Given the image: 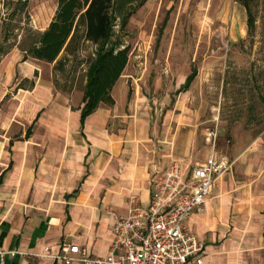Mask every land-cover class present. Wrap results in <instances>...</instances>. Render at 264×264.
<instances>
[{
  "label": "crops",
  "instance_id": "obj_1",
  "mask_svg": "<svg viewBox=\"0 0 264 264\" xmlns=\"http://www.w3.org/2000/svg\"><path fill=\"white\" fill-rule=\"evenodd\" d=\"M13 54L0 58V264H56L40 255L62 241L103 257L112 213L147 206L157 173L171 160L188 172L209 148L198 159L190 138H168L169 124L122 110L114 91L122 74L112 102L82 116L84 93L54 86L56 61ZM251 147L187 219L204 244L202 264H264V140Z\"/></svg>",
  "mask_w": 264,
  "mask_h": 264
},
{
  "label": "rangeland",
  "instance_id": "obj_2",
  "mask_svg": "<svg viewBox=\"0 0 264 264\" xmlns=\"http://www.w3.org/2000/svg\"><path fill=\"white\" fill-rule=\"evenodd\" d=\"M56 7L57 0H0V58L32 57ZM113 16L106 48L128 49L114 90L122 110L169 124L168 138H190L198 159L213 146L231 162L226 172L237 153L264 140V0H115ZM98 49L79 42L63 52L54 86L84 93Z\"/></svg>",
  "mask_w": 264,
  "mask_h": 264
},
{
  "label": "built area",
  "instance_id": "obj_3",
  "mask_svg": "<svg viewBox=\"0 0 264 264\" xmlns=\"http://www.w3.org/2000/svg\"><path fill=\"white\" fill-rule=\"evenodd\" d=\"M207 136L209 141L215 134L210 131ZM230 166L213 146L188 172L171 160L154 176L147 206L131 200L126 214L112 213L113 239L105 256L90 257L84 247L67 241L60 243L56 253L44 247L40 256L56 264H202L204 244L188 230L187 219L202 207L215 180ZM3 255L0 249L1 259Z\"/></svg>",
  "mask_w": 264,
  "mask_h": 264
},
{
  "label": "trees",
  "instance_id": "obj_4",
  "mask_svg": "<svg viewBox=\"0 0 264 264\" xmlns=\"http://www.w3.org/2000/svg\"><path fill=\"white\" fill-rule=\"evenodd\" d=\"M114 2L115 0H57L51 21L41 33L38 44L29 51L38 60L58 63L62 53L71 46H77L79 42L99 45L86 72V102L82 116L92 112L101 101L112 102L110 92L127 63V47L119 49L113 44L106 48L114 25ZM251 24L252 19L248 16V29ZM195 74L196 70L192 69L182 88L189 86Z\"/></svg>",
  "mask_w": 264,
  "mask_h": 264
}]
</instances>
